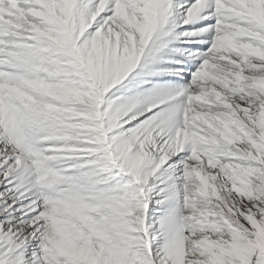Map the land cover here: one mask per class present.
Instances as JSON below:
<instances>
[{"label": "snow or ice", "instance_id": "1", "mask_svg": "<svg viewBox=\"0 0 264 264\" xmlns=\"http://www.w3.org/2000/svg\"><path fill=\"white\" fill-rule=\"evenodd\" d=\"M0 264H264V0H0Z\"/></svg>", "mask_w": 264, "mask_h": 264}]
</instances>
